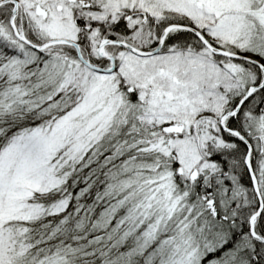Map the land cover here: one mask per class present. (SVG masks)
<instances>
[{
	"label": "snow or ice",
	"instance_id": "6c2138e0",
	"mask_svg": "<svg viewBox=\"0 0 264 264\" xmlns=\"http://www.w3.org/2000/svg\"><path fill=\"white\" fill-rule=\"evenodd\" d=\"M0 264H264V0H0Z\"/></svg>",
	"mask_w": 264,
	"mask_h": 264
}]
</instances>
